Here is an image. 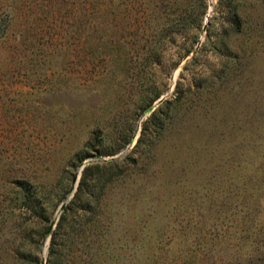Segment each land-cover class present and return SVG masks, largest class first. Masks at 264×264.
<instances>
[{
  "label": "rangeland",
  "instance_id": "1",
  "mask_svg": "<svg viewBox=\"0 0 264 264\" xmlns=\"http://www.w3.org/2000/svg\"><path fill=\"white\" fill-rule=\"evenodd\" d=\"M43 259L264 264V0H0V264Z\"/></svg>",
  "mask_w": 264,
  "mask_h": 264
},
{
  "label": "trees",
  "instance_id": "2",
  "mask_svg": "<svg viewBox=\"0 0 264 264\" xmlns=\"http://www.w3.org/2000/svg\"><path fill=\"white\" fill-rule=\"evenodd\" d=\"M139 142H142V140H141V137L139 138V140H138V143ZM143 143V142H142ZM114 161H107V163L106 164H109V165H114ZM89 169V168H88ZM87 167H86V169H84V171H83V175H82V178L80 179V182H79V184H78V189H77V191H76V195H77V192H79V190H81V188L83 187V185L85 184V182L87 181ZM77 197V196H76ZM77 199V198H76ZM67 209V208H66ZM66 211V210H65ZM64 211V212H65ZM60 227H61V222H60Z\"/></svg>",
  "mask_w": 264,
  "mask_h": 264
},
{
  "label": "water",
  "instance_id": "3",
  "mask_svg": "<svg viewBox=\"0 0 264 264\" xmlns=\"http://www.w3.org/2000/svg\"><path fill=\"white\" fill-rule=\"evenodd\" d=\"M207 21H208V17L206 18V22H207ZM195 51H196V50H195ZM195 51L193 52V54L195 53ZM161 101H162V98L159 99V100L157 101L156 104L160 103ZM152 110H153V107L148 109V111H152ZM74 180H75V179H74ZM75 181H76V180H75ZM48 231H49V232L52 231V226H50V228H49ZM41 264H45V259L42 260Z\"/></svg>",
  "mask_w": 264,
  "mask_h": 264
}]
</instances>
